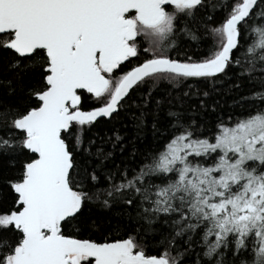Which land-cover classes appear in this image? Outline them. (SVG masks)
Segmentation results:
<instances>
[{"label": "snow or ice", "instance_id": "obj_1", "mask_svg": "<svg viewBox=\"0 0 264 264\" xmlns=\"http://www.w3.org/2000/svg\"><path fill=\"white\" fill-rule=\"evenodd\" d=\"M207 37L199 58H172L181 38L200 50ZM0 59L39 77L23 103L0 97V161L20 165L0 264H264V0H0ZM233 76L254 90L211 128L203 103L167 121L152 104L161 82L214 91ZM129 108L121 167L124 137L106 152L95 128ZM148 130L167 139L141 150ZM114 208L125 235L92 239Z\"/></svg>", "mask_w": 264, "mask_h": 264}, {"label": "trees", "instance_id": "obj_2", "mask_svg": "<svg viewBox=\"0 0 264 264\" xmlns=\"http://www.w3.org/2000/svg\"><path fill=\"white\" fill-rule=\"evenodd\" d=\"M200 15H203L201 13ZM220 14L218 13V16ZM198 27V26H193ZM198 35H204L203 29L201 28ZM210 37H207L205 41L201 42L200 50H197V42L181 38L178 42V49H174L172 52V58L177 60H185L187 56H192L194 59L199 58L202 55L203 46L205 43L210 41ZM235 71V70H234ZM229 75H233L232 72ZM39 77H34L32 73H29L23 77L17 76L14 72L8 68V62L6 59H0V97L12 102V103H23L26 100V96L20 93V88L23 86L26 90L36 83ZM11 81V85H7L6 82ZM236 82L234 76L233 79L225 78L224 81L216 85L214 91L208 89L207 85L200 83L185 82L181 83L178 87H174L172 84L167 82H161L160 88L153 93L152 104H155L156 100L162 102V111L160 113L162 121H167L168 110H182L188 112L192 109L193 112H201L200 104H204L205 108L208 109L206 113H201L203 116H207L208 126L211 128L215 125L218 119L228 120L230 116L240 115L245 111L237 105V101L241 96L250 94L254 89L251 85L243 84L242 90L235 89L232 85ZM191 85V88L189 87ZM12 87L17 90L16 95H7L8 88ZM197 89L201 90V95L197 96ZM210 90L211 94L208 97L202 95L203 90ZM184 92H190L189 96H184ZM34 102V99H33ZM247 107V106H245ZM215 111H212V109ZM136 112L135 108H129L122 110L118 116L113 120L101 119L98 121V126L95 128V132L99 133L100 137L104 138V149L105 151L111 150V142L107 140V137L115 138V134L119 133L124 137V143L127 145L125 151L120 153L117 150L114 160L116 164H128L132 158L129 156V150L132 145L129 141H132L135 137V129L133 127V113ZM191 114V113H190ZM115 115V114H114ZM151 118H149V121ZM167 137L160 139L159 141L154 140L150 130L146 131L143 135L142 140L135 141L138 148L141 150H148L156 147L158 144H162L163 140ZM100 140L97 139V144ZM121 164V167L124 166ZM108 168H112V162H107ZM19 163L15 167H12L7 161H0V212H6L13 206L14 194L8 185L5 183L7 180H15L19 176ZM119 209H112L102 212V218L106 221L105 229L102 232H96L91 236L92 239L102 241L105 239H119L125 235V229L129 226V220L127 216H120L118 214ZM119 231H116V229ZM88 236V233H85ZM153 251V249H148Z\"/></svg>", "mask_w": 264, "mask_h": 264}, {"label": "water", "instance_id": "obj_3", "mask_svg": "<svg viewBox=\"0 0 264 264\" xmlns=\"http://www.w3.org/2000/svg\"><path fill=\"white\" fill-rule=\"evenodd\" d=\"M101 119H107V118H101ZM101 119H100V120H101Z\"/></svg>", "mask_w": 264, "mask_h": 264}]
</instances>
